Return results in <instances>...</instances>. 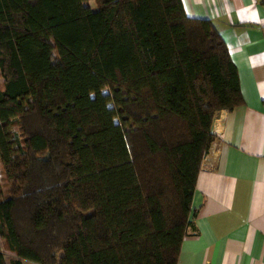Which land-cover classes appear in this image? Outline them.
Returning a JSON list of instances; mask_svg holds the SVG:
<instances>
[{"label":"trees","instance_id":"16d2710c","mask_svg":"<svg viewBox=\"0 0 264 264\" xmlns=\"http://www.w3.org/2000/svg\"><path fill=\"white\" fill-rule=\"evenodd\" d=\"M213 35L181 0H0V264L177 263L244 103Z\"/></svg>","mask_w":264,"mask_h":264},{"label":"crops","instance_id":"0c3cea01","mask_svg":"<svg viewBox=\"0 0 264 264\" xmlns=\"http://www.w3.org/2000/svg\"><path fill=\"white\" fill-rule=\"evenodd\" d=\"M181 1L212 23L244 103L214 116L176 264H264V0Z\"/></svg>","mask_w":264,"mask_h":264},{"label":"rangeland","instance_id":"374dc122","mask_svg":"<svg viewBox=\"0 0 264 264\" xmlns=\"http://www.w3.org/2000/svg\"><path fill=\"white\" fill-rule=\"evenodd\" d=\"M0 81H1V79H0ZM3 178H4V175L2 174V167L0 165V183L3 185V191H5V190H7V186L4 184ZM4 254H5V257L7 259L9 257V254H7V253H4ZM27 264H34V263L27 262Z\"/></svg>","mask_w":264,"mask_h":264}]
</instances>
